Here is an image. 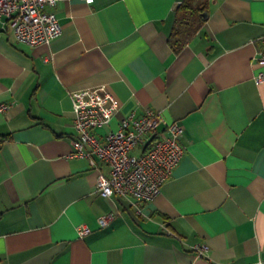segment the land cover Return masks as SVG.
I'll return each instance as SVG.
<instances>
[{
  "label": "crops",
  "instance_id": "crops-1",
  "mask_svg": "<svg viewBox=\"0 0 264 264\" xmlns=\"http://www.w3.org/2000/svg\"><path fill=\"white\" fill-rule=\"evenodd\" d=\"M182 1L61 0L60 35L34 47L0 23V264H264V81L253 60L264 0H205L206 18L175 52ZM100 87L119 104L92 132L100 141L146 110L183 129L182 157L150 202L100 195L108 166L69 156L70 94ZM80 225L91 232L80 238Z\"/></svg>",
  "mask_w": 264,
  "mask_h": 264
},
{
  "label": "built area",
  "instance_id": "built-area-1",
  "mask_svg": "<svg viewBox=\"0 0 264 264\" xmlns=\"http://www.w3.org/2000/svg\"><path fill=\"white\" fill-rule=\"evenodd\" d=\"M59 1L0 0L1 28L10 30L18 43L30 47L48 44L61 33V26L51 10ZM83 1L86 4L93 2ZM259 43L253 57L259 68L254 76L256 83L264 81V34ZM70 99L76 136L71 142L69 156L86 158L92 166L95 157L109 169L107 175L97 173V192L104 197L117 195L138 202H150L157 197L182 157L181 125L177 121L166 123L159 112L146 110L139 117L122 118L118 127L105 133L100 141L92 132L110 122L119 107L116 99L104 87L71 93ZM8 108V105H0L1 111ZM136 149L139 152L134 154ZM114 216L106 213L98 217V227H107ZM76 230L80 238L91 232L86 225H80ZM206 250L205 245L194 247L197 256Z\"/></svg>",
  "mask_w": 264,
  "mask_h": 264
},
{
  "label": "trees",
  "instance_id": "trees-1",
  "mask_svg": "<svg viewBox=\"0 0 264 264\" xmlns=\"http://www.w3.org/2000/svg\"><path fill=\"white\" fill-rule=\"evenodd\" d=\"M205 11V0H183L176 8L175 25L169 38V44L175 52L181 49L202 24V14Z\"/></svg>",
  "mask_w": 264,
  "mask_h": 264
},
{
  "label": "water",
  "instance_id": "water-1",
  "mask_svg": "<svg viewBox=\"0 0 264 264\" xmlns=\"http://www.w3.org/2000/svg\"><path fill=\"white\" fill-rule=\"evenodd\" d=\"M202 16H203V19H205L207 15L206 14H202Z\"/></svg>",
  "mask_w": 264,
  "mask_h": 264
}]
</instances>
